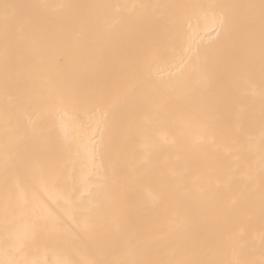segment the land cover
I'll return each mask as SVG.
<instances>
[{"label": "bare ground", "instance_id": "bare-ground-1", "mask_svg": "<svg viewBox=\"0 0 264 264\" xmlns=\"http://www.w3.org/2000/svg\"><path fill=\"white\" fill-rule=\"evenodd\" d=\"M0 264H264V0H0Z\"/></svg>", "mask_w": 264, "mask_h": 264}]
</instances>
